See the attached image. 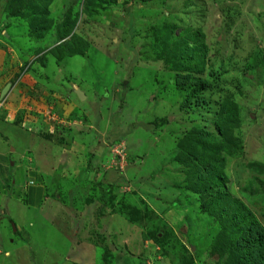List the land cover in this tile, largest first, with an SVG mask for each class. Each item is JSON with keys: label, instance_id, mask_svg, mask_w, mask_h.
<instances>
[{"label": "rangeland", "instance_id": "1", "mask_svg": "<svg viewBox=\"0 0 264 264\" xmlns=\"http://www.w3.org/2000/svg\"><path fill=\"white\" fill-rule=\"evenodd\" d=\"M7 11L0 0V90L10 84L0 99L1 263L58 257L51 241L58 248L62 238L46 232L47 221L64 207L82 214L78 241L96 245L100 264H235L224 251L229 237L217 240L229 236L228 210H200L182 161L203 156L183 137L215 132L219 104H236L240 148L222 155L223 183L264 228V0H51V28L36 41ZM62 25L71 44L57 37ZM191 31L204 53L193 73L177 63ZM201 82L208 86L191 97ZM41 198L61 206L44 207L49 226L28 202ZM29 221L50 239L25 244Z\"/></svg>", "mask_w": 264, "mask_h": 264}, {"label": "trees", "instance_id": "2", "mask_svg": "<svg viewBox=\"0 0 264 264\" xmlns=\"http://www.w3.org/2000/svg\"><path fill=\"white\" fill-rule=\"evenodd\" d=\"M50 2L51 0H7V12L11 16L25 19L28 25V34L36 41L51 28V20L47 18V7ZM61 27L57 36L60 40L68 36L70 32V28L66 25ZM188 37L191 45H188V41L183 43L185 52L183 55L178 54L177 63L192 73L200 72L203 67L204 55L202 35L197 31H191ZM73 38H75L73 35H69L66 41L71 44L75 41ZM64 52L66 55L81 53L72 47H65ZM176 55L175 53L174 56ZM207 86L206 82L196 85V88L190 93L191 97L196 96ZM187 102L184 101L183 105H187ZM237 113L235 103L223 100L215 114V132L202 128L187 131L183 141H186V146L199 148L203 159L195 153L192 156L185 153L189 157L183 159L182 163L190 167L188 171L190 178L197 183L196 186H193L192 191H196L202 200L200 210L209 216L219 215L222 211L228 210L225 217L227 224L225 228L229 231V236L228 234L224 238L217 236L219 243H223L226 237H229L227 239L229 243L224 246V251L235 257V264H262L264 263V228L240 201L231 196L223 183L224 157L222 155L228 156L232 152L239 153L240 142L233 136V130L238 126ZM186 146L184 150L191 151ZM222 232L226 233L225 229ZM144 237L151 238L150 235H144ZM153 238L158 240L160 237L156 233ZM162 238L164 237L162 236ZM101 248H104L101 254L104 256L106 248L103 246Z\"/></svg>", "mask_w": 264, "mask_h": 264}, {"label": "crops", "instance_id": "3", "mask_svg": "<svg viewBox=\"0 0 264 264\" xmlns=\"http://www.w3.org/2000/svg\"><path fill=\"white\" fill-rule=\"evenodd\" d=\"M10 28V27H9ZM6 30H4V34L7 36V38L12 37V34L10 32H7ZM4 38V39H7ZM3 66V59L1 58L0 61V69H2ZM83 94V93H82ZM110 175V179H112L113 177H115V175L109 174ZM13 196L6 198V206H8L9 201L15 198H12ZM15 197V196H14ZM30 204L32 205V208H34V210H40V212H38L41 217H42V221L46 223V225L49 226V224L47 222L50 223L49 228L47 229L46 232L52 233L57 237H60L62 239L60 243H56V245H58V248L54 245V243L51 241V245H52V250H54V252H56V254L58 255V257H54L52 256L49 260L48 263H43L44 260H41L42 263H39L37 259L34 260L33 263V256L34 255L29 256V253L27 255V258L30 262H27L26 264H57L56 261H59L58 259L63 260L62 258V254L63 255H67L66 260H63L62 263L60 264H95L97 262V264H100L99 260H98V253L96 251V245L92 244L89 240H83V241H78V236H77V231H76V225L75 223H77L76 221H78V217L82 218V214H79L78 217L76 214H73L72 212H70L67 208L62 207L60 213L57 212V215L53 216L54 214L51 213L50 214V219L49 221L46 220V215L44 213V207H50V206H60V203L57 199L55 198H41L38 199L37 201L31 200L29 199ZM61 207V206H60ZM8 208V207H7ZM43 209V210H42ZM63 210V211H62ZM98 210V209H97ZM96 211V209H95ZM9 212V210H8ZM64 215L63 220H60V216ZM57 217H59L57 219ZM12 219V218H11ZM47 221V222H46ZM28 224L31 225V221H29L28 223H26V227L24 229L25 232L28 233L30 241L25 242V244H29L30 242L33 243H45V241H48L50 239V234H47V236L45 238H43V236H41V234L34 230V226L31 225V227H28ZM63 227V229H62ZM12 230H14V228H12ZM82 234V232H81ZM24 245V244H23ZM33 250V248L31 249ZM49 249H46L45 255L48 257ZM37 255L39 253H36ZM3 255L9 256V251H4ZM39 257V256H38ZM32 258V259H31ZM36 261V262H35ZM40 261V262H41ZM0 264L1 261H0Z\"/></svg>", "mask_w": 264, "mask_h": 264}, {"label": "built area", "instance_id": "4", "mask_svg": "<svg viewBox=\"0 0 264 264\" xmlns=\"http://www.w3.org/2000/svg\"><path fill=\"white\" fill-rule=\"evenodd\" d=\"M44 113H45L44 115L46 117H50V119H52L51 117H52V115H54V112L52 111V108L50 106L44 108ZM120 145H122V144H120ZM111 151L112 152H115V156L117 155V157L119 158V160H122L123 159V151H122V148L119 149L118 147H114V148H111ZM110 162L113 165L115 164L114 161H110ZM119 169H121L120 166H119ZM28 183H31V181L28 180Z\"/></svg>", "mask_w": 264, "mask_h": 264}, {"label": "water", "instance_id": "5", "mask_svg": "<svg viewBox=\"0 0 264 264\" xmlns=\"http://www.w3.org/2000/svg\"><path fill=\"white\" fill-rule=\"evenodd\" d=\"M9 87H10V84L8 82L4 84V86L0 90V99L6 94V92L9 89ZM74 93L79 99H83L84 98V95L82 94V92L80 90H75Z\"/></svg>", "mask_w": 264, "mask_h": 264}]
</instances>
